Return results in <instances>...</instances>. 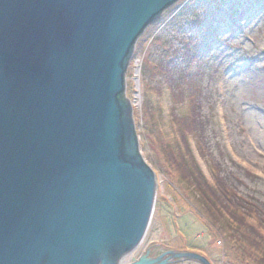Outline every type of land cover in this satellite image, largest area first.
<instances>
[{"label":"water","instance_id":"1","mask_svg":"<svg viewBox=\"0 0 264 264\" xmlns=\"http://www.w3.org/2000/svg\"><path fill=\"white\" fill-rule=\"evenodd\" d=\"M178 1L0 0V264H128L156 177L125 73ZM191 260L210 264L174 251L130 264Z\"/></svg>","mask_w":264,"mask_h":264},{"label":"rangeland","instance_id":"2","mask_svg":"<svg viewBox=\"0 0 264 264\" xmlns=\"http://www.w3.org/2000/svg\"><path fill=\"white\" fill-rule=\"evenodd\" d=\"M125 76L137 148L156 177L133 259L174 251L210 264H259V251L238 252L210 225L181 168L194 165L209 183L219 170L264 211V0L178 1L139 37ZM193 107L197 137L176 122ZM255 227L264 233V224Z\"/></svg>","mask_w":264,"mask_h":264},{"label":"trees","instance_id":"3","mask_svg":"<svg viewBox=\"0 0 264 264\" xmlns=\"http://www.w3.org/2000/svg\"><path fill=\"white\" fill-rule=\"evenodd\" d=\"M194 110V107L191 108L187 116L176 119V122L184 129L183 132L192 133V135L187 134V136L197 137L198 133L194 131L197 129V117L194 116ZM183 132L181 137L186 148L188 142L183 137ZM182 160L184 162V159ZM181 170L184 173L183 179L191 185L194 184L198 194L196 201L201 204L204 212H208L209 217H207L210 225L218 230V234L224 237L225 242L231 243L233 247L236 246L238 252L242 248L244 252H248L252 256L256 250L259 251L261 257L258 263L264 264V252L262 251L264 233L259 232L255 227V224H264V211L257 202L249 201L236 193L231 182L220 176L219 170L210 183L203 179V176L201 177L200 171L194 165L193 168L188 166L181 168ZM252 180L256 181L254 178ZM214 225H218L217 228ZM251 246L256 247V249H252ZM240 258L252 259L247 258L245 253H242Z\"/></svg>","mask_w":264,"mask_h":264},{"label":"flooded vegetation","instance_id":"4","mask_svg":"<svg viewBox=\"0 0 264 264\" xmlns=\"http://www.w3.org/2000/svg\"><path fill=\"white\" fill-rule=\"evenodd\" d=\"M154 23H155V22H154ZM152 24H153V23H152ZM149 26H150V25H149ZM149 26H148V27H149ZM148 27H147V28H148ZM147 28H146V29H147ZM131 260H133V255H131V256H129V257L127 258V262H128V261L131 262Z\"/></svg>","mask_w":264,"mask_h":264}]
</instances>
